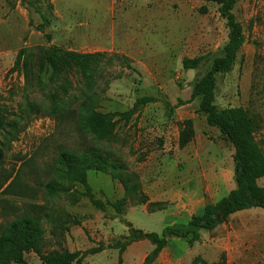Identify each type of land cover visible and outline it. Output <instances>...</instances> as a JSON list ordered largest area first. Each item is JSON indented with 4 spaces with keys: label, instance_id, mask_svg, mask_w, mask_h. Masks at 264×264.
<instances>
[{
    "label": "rangeland",
    "instance_id": "obj_1",
    "mask_svg": "<svg viewBox=\"0 0 264 264\" xmlns=\"http://www.w3.org/2000/svg\"><path fill=\"white\" fill-rule=\"evenodd\" d=\"M233 13L244 39L231 70L216 77L214 103L245 109L264 153V0H236ZM227 33L217 6L202 0H0V116L2 124L18 130L3 137L11 129L0 126L4 168L23 166L31 184L45 182L57 146L93 150L123 174H136L139 191L148 197L143 204L136 194L126 197L117 213L107 204L95 207L85 196L75 202L63 194L43 199L41 191L37 199L0 195L47 207L58 225L43 220L44 252L85 251L112 242L128 233L122 220L143 231L162 230L163 212L146 211L156 209L149 202H165L166 176H176L179 163L171 157L179 149L180 124L192 116L197 134L206 131L216 139L217 131L186 103L194 81L222 54ZM51 47L94 57L86 70L64 62L53 71L45 60ZM199 56L194 70L182 67V58ZM139 98L146 101L137 103ZM90 109L117 112L109 137L78 129ZM87 182L94 198L105 203L123 197L122 184L109 172L90 169ZM258 184L264 186V176ZM238 216L259 219L264 212ZM152 249L141 239L126 246L121 263L118 250L106 248L86 254L82 264H142ZM25 259L42 264L34 252Z\"/></svg>",
    "mask_w": 264,
    "mask_h": 264
},
{
    "label": "trees",
    "instance_id": "obj_2",
    "mask_svg": "<svg viewBox=\"0 0 264 264\" xmlns=\"http://www.w3.org/2000/svg\"><path fill=\"white\" fill-rule=\"evenodd\" d=\"M206 1L214 3L220 17L224 19L228 29L227 41L223 46L222 54L215 57L206 73L192 84L190 99L197 100L196 113L203 115L205 122L217 128L220 136L232 145L235 188L216 202L206 203L202 213L192 216L186 224H168L159 233L134 228L130 222L122 220L127 226V234L112 242L101 243L85 251L53 249L44 252L43 220L51 222L54 228L58 225L56 219L48 212L47 207L33 202L17 204L8 198L0 197V264H28L25 259L27 252H34L42 264H82V259L86 254L97 253L106 248L117 249L118 263H121V255L126 246L141 239H146L153 245V249L145 256L142 264H152L170 237L186 238L188 243L192 244L200 239V231L213 229L236 211L253 207H259L264 211V186L257 182L260 177L264 176V153L255 139L252 120L242 107L219 109L214 103L216 77L220 73L231 70L244 39L242 27L233 13L236 0ZM93 57L92 54H79L51 47L45 55V60L53 71H56L58 66L64 62L86 70L87 63ZM201 58V56L185 57L182 59V67L195 69ZM145 101L146 98H139L137 103ZM116 115L117 112L99 113L90 109L77 126L82 133H93L99 138H107L113 131ZM192 124L193 120L190 118L185 119L181 124L179 146L186 145L192 139ZM2 125H7L11 129L6 130L3 137L18 131L16 124H2L0 116V126ZM2 145L0 141V195L37 199L38 192L41 191L43 199L48 200L63 194L75 202L78 201L79 196H85L95 207L102 209L107 204L117 213L123 211L126 197L132 194L137 195L141 204L148 201V197L139 191L136 174H123L119 171L118 165L109 162L99 152L76 151L65 145L57 146L51 158V164L46 169L50 178L45 182L36 180L31 184L23 166H19L17 169L15 167L4 168ZM22 159L20 158L19 161ZM22 163L24 165L27 162L23 161ZM90 169L109 172L122 184L123 197L107 200L106 203L94 198L87 182V171ZM28 172H34V170L30 169ZM75 185L81 186L82 191L76 190ZM149 205L155 206L156 209L151 210L155 211L160 210L164 206V202H149ZM74 223H78V221L74 220ZM192 264L208 263L200 257H196ZM213 264H226L224 256Z\"/></svg>",
    "mask_w": 264,
    "mask_h": 264
},
{
    "label": "crops",
    "instance_id": "obj_3",
    "mask_svg": "<svg viewBox=\"0 0 264 264\" xmlns=\"http://www.w3.org/2000/svg\"><path fill=\"white\" fill-rule=\"evenodd\" d=\"M186 104H193L196 112V99H190ZM188 118L192 119V116L186 119ZM205 125L217 131L215 140L210 139L206 131L203 135L197 134L196 124H192L193 137L181 147L178 144L182 129L180 124L177 136L179 149L171 157L174 165L179 163L178 168L175 166L176 176H166L164 206L160 210L146 211L147 215L163 212L164 217L161 220L166 225L186 224L192 216L202 213L206 203L216 202L236 186L234 178H231L234 151L232 145L229 142L230 146L224 143L226 140L220 136L217 128L207 123ZM208 143L213 145V150H209ZM211 158L213 162L207 163ZM262 211L259 207L236 211L213 229L200 231V239L192 244L186 238L170 237L152 264H192L196 257L213 264L222 256L226 264H264V217L255 219L249 216L241 219L238 216L248 212L262 214ZM239 226H243L241 231Z\"/></svg>",
    "mask_w": 264,
    "mask_h": 264
}]
</instances>
